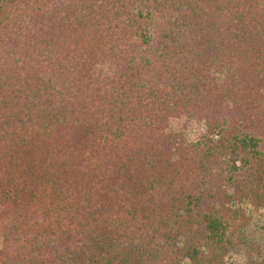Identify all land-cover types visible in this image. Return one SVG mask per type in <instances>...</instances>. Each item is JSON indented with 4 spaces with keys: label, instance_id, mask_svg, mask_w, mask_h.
<instances>
[{
    "label": "rangeland",
    "instance_id": "obj_1",
    "mask_svg": "<svg viewBox=\"0 0 264 264\" xmlns=\"http://www.w3.org/2000/svg\"><path fill=\"white\" fill-rule=\"evenodd\" d=\"M177 1L165 0L162 16L154 14L159 22L147 46L123 38L103 70L115 84L105 92L127 102L120 109L124 120H136L121 125V145H105L107 173L78 181L89 183L79 198L86 201L83 214L76 206L78 196L66 193L58 195L55 210L47 211L46 227L58 224L65 233L60 240L67 238L66 246L73 248L71 255H61L64 264L70 258L79 264H129L122 260L129 252L136 255L134 264L185 263L192 239L196 246L218 245L212 257L221 264H264V76L251 65L252 47L244 48L240 64H232L233 43L244 35L210 29L206 11L199 10L207 8L203 0L194 1L197 22L192 21L191 30L166 29V22L185 13ZM209 6L208 16L213 13ZM177 21L183 30L184 23ZM225 67L233 72L223 73ZM193 78L201 86H192ZM163 100L190 104L178 109ZM144 115L155 121L145 124L140 121ZM214 129L220 130V141L210 136ZM248 134L260 139L257 152L228 146L234 136ZM114 147L120 149L117 163L109 160L118 153ZM244 159L243 168L229 172L232 163ZM6 210L0 198V264H19L14 252L32 244L27 237L32 232L14 230L2 216ZM206 214L221 221L215 242L205 230ZM63 217L76 225L73 230ZM37 231L48 232L44 226ZM60 240L56 243L62 246ZM111 257L116 261L110 263Z\"/></svg>",
    "mask_w": 264,
    "mask_h": 264
},
{
    "label": "trees",
    "instance_id": "obj_2",
    "mask_svg": "<svg viewBox=\"0 0 264 264\" xmlns=\"http://www.w3.org/2000/svg\"><path fill=\"white\" fill-rule=\"evenodd\" d=\"M194 1L178 0L175 4L185 13H178L164 27L170 32L191 30L195 24L192 21L197 22L193 17L197 8ZM200 1L206 2L207 8L199 9L206 13L209 5L213 6L212 15L205 13L210 29L244 35L233 43L237 53L232 64H240L244 48L252 47L251 65L254 63L260 71L257 76H264V0ZM166 7L165 0H0V198L7 208L2 216L6 215L14 230L32 232L27 235L32 244L14 252L19 264H64L61 255H71L73 248L66 246L67 238L60 240L65 233L58 224L50 222L46 227L47 211L55 210L58 195L66 193L78 196L76 206L83 214L86 201L79 198L89 183L78 181L109 170L105 145H121L118 138L122 140L124 122L135 123L136 119L124 120L120 109L127 102L105 92L107 85L115 89V84L109 78L110 72L103 70L123 38L137 47L147 46L159 22L154 14L162 16ZM177 20L184 23L183 30ZM103 21L107 25L103 26ZM232 72L229 67L223 69V73ZM197 81L193 78L190 83L201 86ZM163 102L178 109L190 104ZM140 121L150 124L155 120L144 115ZM210 136L220 141V130L214 129ZM259 142V138L248 134L234 136L228 146L247 147L255 153ZM114 150L118 153L109 160L117 163L120 149ZM85 155L90 156L88 161L82 159ZM245 160L232 163L229 172L236 174ZM67 207L68 211L74 210ZM175 216L173 213L172 218ZM63 220L70 231L75 228L66 217ZM203 220L207 236L215 242L223 230L220 219L206 214ZM42 226L47 234L38 233L37 227ZM59 240L62 246L56 243ZM196 244L192 239L187 245L188 261L173 264H221L212 257L218 245ZM196 252L200 255L195 258ZM135 256L129 252L122 260L134 264ZM108 259L110 263L116 261L114 257ZM68 261L79 264L77 259Z\"/></svg>",
    "mask_w": 264,
    "mask_h": 264
}]
</instances>
